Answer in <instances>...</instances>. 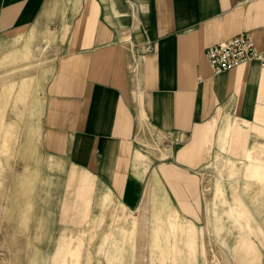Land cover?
Wrapping results in <instances>:
<instances>
[{"label":"crops","instance_id":"0c3cea01","mask_svg":"<svg viewBox=\"0 0 264 264\" xmlns=\"http://www.w3.org/2000/svg\"><path fill=\"white\" fill-rule=\"evenodd\" d=\"M42 28L59 49L41 119L45 156L80 170L131 211L150 187L153 209L158 197L180 245L198 253L207 242L206 168L236 163L251 185L264 184L261 60L214 75L206 57L240 34L262 51L264 0H0V41ZM228 203L218 201L217 212L229 208L251 232L264 203ZM241 211L254 220L239 221ZM250 239L241 237L234 264L260 259L264 249Z\"/></svg>","mask_w":264,"mask_h":264},{"label":"rangeland","instance_id":"374dc122","mask_svg":"<svg viewBox=\"0 0 264 264\" xmlns=\"http://www.w3.org/2000/svg\"><path fill=\"white\" fill-rule=\"evenodd\" d=\"M58 55L48 28L0 41V264H234L241 237L251 234L254 246L264 249V206L255 208L258 223L251 232L232 210L215 208L218 201L225 207L238 199L264 203L263 190L248 191L264 184L251 185L241 165L216 161L203 173L207 242L196 253L180 245L179 230L158 197L153 209L150 187L141 208L131 211L91 186L80 170L45 156L41 119ZM232 168L236 178L230 177ZM251 219L253 213L242 212L239 221ZM170 226L171 235L165 233ZM256 264H264L263 250Z\"/></svg>","mask_w":264,"mask_h":264},{"label":"built area","instance_id":"2783aa9c","mask_svg":"<svg viewBox=\"0 0 264 264\" xmlns=\"http://www.w3.org/2000/svg\"><path fill=\"white\" fill-rule=\"evenodd\" d=\"M206 57L214 75L234 70L256 58H260L261 66L264 67V49L259 51L248 34H240L210 47Z\"/></svg>","mask_w":264,"mask_h":264}]
</instances>
